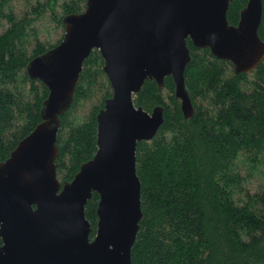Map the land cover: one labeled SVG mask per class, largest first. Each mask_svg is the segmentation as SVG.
Masks as SVG:
<instances>
[{
	"label": "water",
	"instance_id": "water-1",
	"mask_svg": "<svg viewBox=\"0 0 264 264\" xmlns=\"http://www.w3.org/2000/svg\"><path fill=\"white\" fill-rule=\"evenodd\" d=\"M233 0H86L62 18L61 41L32 58L29 79L46 86L40 122L0 161V264H132L142 218L136 150L164 122V107L150 110L134 97L146 80L157 89L174 83L183 120L194 114L184 71L189 39L249 74L264 60L258 35L262 0H247L236 24ZM98 50L111 94L98 110L96 151L70 180L57 176L60 117L70 108L84 61ZM98 195L95 235L86 205Z\"/></svg>",
	"mask_w": 264,
	"mask_h": 264
},
{
	"label": "trees",
	"instance_id": "trees-1",
	"mask_svg": "<svg viewBox=\"0 0 264 264\" xmlns=\"http://www.w3.org/2000/svg\"><path fill=\"white\" fill-rule=\"evenodd\" d=\"M5 1L0 0V17L9 23L0 34V161L40 122V109L48 94L45 85L28 78L26 64L62 39L45 45L36 38L28 54L23 41L29 20L12 12L4 14ZM57 1L35 0L38 5L53 6ZM246 2H231L227 11L230 24L237 23ZM62 8L59 23L65 15L83 9L76 1L63 3ZM258 35L264 41V0ZM187 46L191 60L184 80L194 106V114L187 122L174 96L171 77L165 78L162 90L153 80H146L134 97L135 104L145 110L163 106L164 122L151 141L137 145L142 218L131 262L264 264V190L246 194L243 204L233 197L241 185L240 175L233 171L235 159L245 153L253 163L264 162V60L249 74H235L209 49L196 48L189 39ZM101 64L100 55L92 51L83 63L73 103L60 117V152L55 164L62 181H70L80 164L96 151L95 117L111 93L103 96L83 122L75 123L72 111L97 91ZM250 76L254 77L253 85L246 89ZM25 82L30 83V88L21 90L19 83ZM27 91L29 96L25 98ZM198 98L207 104H198ZM20 121L19 129L16 126ZM97 201L98 195L93 193L85 209L92 227L91 238L95 235Z\"/></svg>",
	"mask_w": 264,
	"mask_h": 264
},
{
	"label": "rangeland",
	"instance_id": "rangeland-1",
	"mask_svg": "<svg viewBox=\"0 0 264 264\" xmlns=\"http://www.w3.org/2000/svg\"><path fill=\"white\" fill-rule=\"evenodd\" d=\"M71 1H76L84 9L86 0H58L54 6L52 3L48 5L46 3L38 5L35 0H6L2 7V12L4 14L12 12L18 18L24 16L27 17L29 23L27 27V35L25 36L23 43H25L27 53L30 54L35 47L36 38L45 45H51L63 37L65 32L64 26L57 20L63 15L62 4L70 3ZM8 26L9 23L7 19L5 17H0V34L5 31ZM94 52L100 55L98 50H94ZM225 63H227L226 67L228 71L233 73L231 64L229 62ZM102 66L103 64L100 66L101 69ZM253 81L254 77L250 76L246 83V85H248L246 86V89L252 88ZM98 85V89L92 97L84 100L73 109L72 115H74L75 123H80L88 119L93 107L98 106L101 103L102 98H104L103 96L107 92L111 93V86L103 71L100 72ZM19 86L21 90H25L30 88V83H19ZM164 95L165 100L169 102V98L166 96L167 92H164ZM28 96L29 91L24 93L25 98ZM196 101L202 106L207 104L201 98H198ZM22 122L23 121H20L19 125L16 127L20 129ZM233 171L237 172L242 179H240L241 185L236 187L235 192H233V197L239 204H243V202L247 200L246 194L254 195L264 190V162L253 163L252 160L248 158L247 154H240L234 161Z\"/></svg>",
	"mask_w": 264,
	"mask_h": 264
},
{
	"label": "flooded vegetation",
	"instance_id": "flooded-vegetation-1",
	"mask_svg": "<svg viewBox=\"0 0 264 264\" xmlns=\"http://www.w3.org/2000/svg\"><path fill=\"white\" fill-rule=\"evenodd\" d=\"M238 18H239V14H238ZM238 21V20H237ZM225 62V61H224Z\"/></svg>",
	"mask_w": 264,
	"mask_h": 264
}]
</instances>
